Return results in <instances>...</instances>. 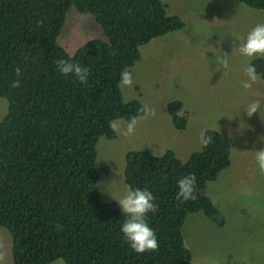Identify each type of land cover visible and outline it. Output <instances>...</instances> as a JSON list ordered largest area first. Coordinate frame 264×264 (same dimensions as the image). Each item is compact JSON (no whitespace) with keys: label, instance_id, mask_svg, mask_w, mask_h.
Segmentation results:
<instances>
[{"label":"trees","instance_id":"1","mask_svg":"<svg viewBox=\"0 0 264 264\" xmlns=\"http://www.w3.org/2000/svg\"><path fill=\"white\" fill-rule=\"evenodd\" d=\"M237 1L264 12V0ZM72 7L91 15L105 40L92 39L71 57L57 39ZM183 27L162 0H0V99L8 103L0 121V228L11 237L13 264H191L181 230L189 214L218 220L202 192L229 168V141L207 130L213 142L186 162L170 150L126 154V185L147 189L159 207L146 217L159 242L155 252L137 254L125 242L127 217L118 203L101 202L95 168L99 139L117 137L110 123L127 122L143 106L124 100L121 71L140 59L141 47ZM58 59L89 68L87 82L60 74ZM252 62L264 81V58ZM17 67L20 86L13 88ZM167 109L174 127L184 129L182 103ZM189 174L197 199L183 202L177 181Z\"/></svg>","mask_w":264,"mask_h":264},{"label":"rangeland","instance_id":"2","mask_svg":"<svg viewBox=\"0 0 264 264\" xmlns=\"http://www.w3.org/2000/svg\"><path fill=\"white\" fill-rule=\"evenodd\" d=\"M162 1L167 14L179 17L184 27L141 47L140 59L130 69L133 85L119 86L125 101L136 99L156 115L141 121L130 138L116 132L115 139H99L95 168L101 202L117 203L124 194L128 152L148 150L161 156L170 150L186 162L202 149V131H218L230 143L231 164L202 193L220 215L213 222L201 212L189 214L181 230L184 245L191 264H264V175L255 160V151L264 148V81L260 78L251 89L240 86L247 58L237 51L247 33L264 24V12L237 0ZM92 39L105 40L102 29L91 15L72 7L58 45L72 57ZM223 53L229 54L228 70L216 63ZM253 100L261 101L262 111L248 117L244 109ZM172 101L182 103V130L174 127L168 113ZM7 107L0 99V121ZM116 121L121 127L127 123ZM11 245L10 235L0 228V264H13Z\"/></svg>","mask_w":264,"mask_h":264},{"label":"clouds","instance_id":"3","mask_svg":"<svg viewBox=\"0 0 264 264\" xmlns=\"http://www.w3.org/2000/svg\"><path fill=\"white\" fill-rule=\"evenodd\" d=\"M237 51L242 57L247 58V66L244 69V75L246 79L240 81V86L243 89H251L259 79V75L256 71V66L252 62L258 58H264V24H257L254 26L239 43ZM57 70L64 76L74 75L80 83H86L90 75V69L82 67L79 64L69 62L64 59H58L55 61ZM216 63L220 68L224 70L229 69V54L223 53L222 56L216 57ZM219 71V69H218ZM17 79L13 81L12 87L16 88L20 86L19 77L22 75V70L17 67L15 69ZM132 72L123 69L120 74L119 86L131 87L133 85ZM262 111L261 101L253 100L249 102L244 109L245 114L251 117L254 113ZM139 115L131 117L124 127H121V122L113 121L110 123V128L113 132H117L119 135L130 138L135 135L137 125L141 121H146L156 115V110L149 105L142 106L139 110ZM183 116V113L180 114ZM207 129L202 131L199 136V142L202 147H207L213 142L211 136L206 135ZM231 134V130H229ZM264 140V137L260 138ZM157 157L155 151L152 153ZM163 155V153H160ZM255 160L259 169V172L264 175V148L255 151ZM196 176L195 174H189L181 177L177 181L178 191L176 198L183 202L195 201L196 195ZM117 201V200H116ZM155 197L147 189L133 188L130 185L125 186V192L122 197L117 201L119 208L126 215V219L123 222L120 232L123 234V238L132 251L137 254H143L146 252H155L159 249V242L157 240L156 232L149 226L146 217L149 212L157 213L159 207L154 203ZM59 227V225H57Z\"/></svg>","mask_w":264,"mask_h":264}]
</instances>
